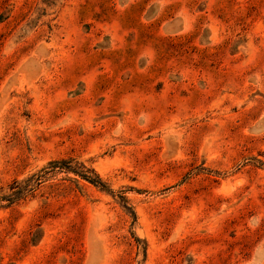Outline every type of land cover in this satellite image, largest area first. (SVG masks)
<instances>
[{"label":"rangeland","instance_id":"obj_1","mask_svg":"<svg viewBox=\"0 0 264 264\" xmlns=\"http://www.w3.org/2000/svg\"><path fill=\"white\" fill-rule=\"evenodd\" d=\"M0 264H264V0H0Z\"/></svg>","mask_w":264,"mask_h":264}]
</instances>
